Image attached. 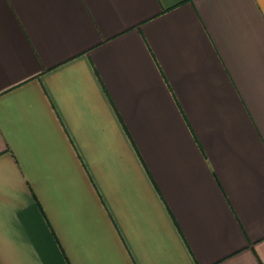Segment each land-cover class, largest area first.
I'll return each mask as SVG.
<instances>
[{
    "label": "crops",
    "instance_id": "1",
    "mask_svg": "<svg viewBox=\"0 0 264 264\" xmlns=\"http://www.w3.org/2000/svg\"><path fill=\"white\" fill-rule=\"evenodd\" d=\"M0 264H264V0H0Z\"/></svg>",
    "mask_w": 264,
    "mask_h": 264
}]
</instances>
